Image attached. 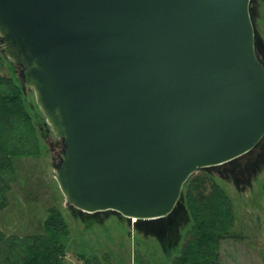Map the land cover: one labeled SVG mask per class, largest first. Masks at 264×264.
Masks as SVG:
<instances>
[{"label": "water", "instance_id": "1", "mask_svg": "<svg viewBox=\"0 0 264 264\" xmlns=\"http://www.w3.org/2000/svg\"><path fill=\"white\" fill-rule=\"evenodd\" d=\"M251 0H0V48L63 143L66 204L169 215L264 138Z\"/></svg>", "mask_w": 264, "mask_h": 264}, {"label": "rangeland", "instance_id": "2", "mask_svg": "<svg viewBox=\"0 0 264 264\" xmlns=\"http://www.w3.org/2000/svg\"><path fill=\"white\" fill-rule=\"evenodd\" d=\"M250 12L256 53L264 64V0H251ZM11 65L23 83L22 67ZM25 99L39 128L42 155L14 159L16 179L10 183L6 206L0 209V229L9 234L39 232L43 229L48 208L58 207L69 224L66 258L71 264H79V255L95 256L101 264H173L176 252L166 255L157 237L160 227L172 224V220L184 222L183 204H179L166 219L138 222L113 210L86 213L68 206L55 178V166L61 159L63 143L54 137L33 89H25ZM262 149L263 139L253 150L235 160L206 167L208 172L217 175L215 179L230 196L235 215L230 229L234 236L220 243V264H264Z\"/></svg>", "mask_w": 264, "mask_h": 264}, {"label": "trees", "instance_id": "3", "mask_svg": "<svg viewBox=\"0 0 264 264\" xmlns=\"http://www.w3.org/2000/svg\"><path fill=\"white\" fill-rule=\"evenodd\" d=\"M11 64L0 49V209L6 206L10 183L16 179L14 159L41 156L43 146L25 99L26 88ZM216 176L206 168L192 175L174 208L183 204L184 222L172 220L160 227L157 238L162 251L176 252L173 264H220V243L234 236L230 232L235 222L233 204ZM174 210L151 220L166 219ZM69 234L60 209L51 206L39 232L9 234L0 229V264H71L66 258ZM79 260V264H101L95 256L79 255Z\"/></svg>", "mask_w": 264, "mask_h": 264}, {"label": "flooded vegetation", "instance_id": "4", "mask_svg": "<svg viewBox=\"0 0 264 264\" xmlns=\"http://www.w3.org/2000/svg\"><path fill=\"white\" fill-rule=\"evenodd\" d=\"M263 140H264V138H263ZM262 151L264 152V149H262Z\"/></svg>", "mask_w": 264, "mask_h": 264}]
</instances>
